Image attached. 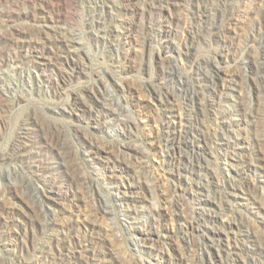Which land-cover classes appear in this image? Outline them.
Instances as JSON below:
<instances>
[{
    "label": "rangeland",
    "instance_id": "obj_1",
    "mask_svg": "<svg viewBox=\"0 0 264 264\" xmlns=\"http://www.w3.org/2000/svg\"><path fill=\"white\" fill-rule=\"evenodd\" d=\"M0 264H264V0H0Z\"/></svg>",
    "mask_w": 264,
    "mask_h": 264
}]
</instances>
